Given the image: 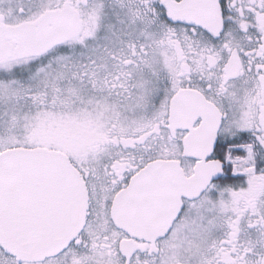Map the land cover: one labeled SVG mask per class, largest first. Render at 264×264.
<instances>
[{"label": "snow or ice", "instance_id": "snow-or-ice-1", "mask_svg": "<svg viewBox=\"0 0 264 264\" xmlns=\"http://www.w3.org/2000/svg\"><path fill=\"white\" fill-rule=\"evenodd\" d=\"M0 264H264V0H0Z\"/></svg>", "mask_w": 264, "mask_h": 264}]
</instances>
